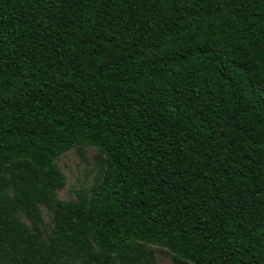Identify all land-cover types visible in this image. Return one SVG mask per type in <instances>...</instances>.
Instances as JSON below:
<instances>
[{
  "label": "trees",
  "instance_id": "obj_1",
  "mask_svg": "<svg viewBox=\"0 0 264 264\" xmlns=\"http://www.w3.org/2000/svg\"><path fill=\"white\" fill-rule=\"evenodd\" d=\"M75 145L102 174L59 202ZM146 246L264 264V0H0V264H158Z\"/></svg>",
  "mask_w": 264,
  "mask_h": 264
},
{
  "label": "rangeland",
  "instance_id": "obj_2",
  "mask_svg": "<svg viewBox=\"0 0 264 264\" xmlns=\"http://www.w3.org/2000/svg\"><path fill=\"white\" fill-rule=\"evenodd\" d=\"M52 165L62 176L64 185L55 193V200L59 202L79 201L86 197L92 186L99 183L102 174V158L95 148L87 145H75L65 154L59 156ZM40 214V229L44 236L52 229L51 215L44 207L38 206ZM19 221L30 227L28 220L21 212L16 213ZM152 252L158 264H172V255L163 248L146 246Z\"/></svg>",
  "mask_w": 264,
  "mask_h": 264
}]
</instances>
